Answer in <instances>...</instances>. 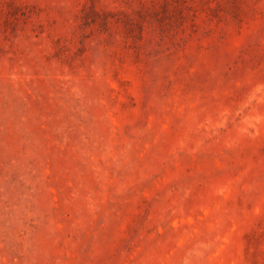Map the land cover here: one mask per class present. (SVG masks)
Returning a JSON list of instances; mask_svg holds the SVG:
<instances>
[{"label": "rangeland", "instance_id": "rangeland-1", "mask_svg": "<svg viewBox=\"0 0 264 264\" xmlns=\"http://www.w3.org/2000/svg\"><path fill=\"white\" fill-rule=\"evenodd\" d=\"M0 264H264V0H0Z\"/></svg>", "mask_w": 264, "mask_h": 264}]
</instances>
